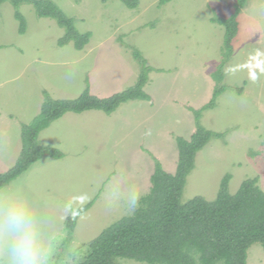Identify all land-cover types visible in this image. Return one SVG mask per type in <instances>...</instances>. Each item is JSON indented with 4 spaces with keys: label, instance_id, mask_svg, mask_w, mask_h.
<instances>
[{
    "label": "rangeland",
    "instance_id": "rangeland-1",
    "mask_svg": "<svg viewBox=\"0 0 264 264\" xmlns=\"http://www.w3.org/2000/svg\"><path fill=\"white\" fill-rule=\"evenodd\" d=\"M49 1L74 19L79 33L92 36L81 51L73 43L61 47L65 30L56 20L39 17L29 3L0 5V174L16 164L22 149L19 130L39 117L45 93L55 100L77 99L86 89L100 98L121 93L142 74L136 52L152 70L145 87L151 102L130 101L111 115L96 110L65 114L37 138L38 145L63 156L44 155L0 189L21 187L50 215V264L81 262L91 241L131 216L105 200L114 175L124 173L144 197L156 159L175 173L176 138L188 140L195 132L189 108L200 110L210 102L220 67L225 90L216 107L203 112L201 124L224 137L213 138L198 152L181 202L197 196L214 201L227 175L231 194L255 177L264 191V0L247 1L226 63V28L212 20L233 16L238 0H140L134 10L120 0ZM18 11L26 22L24 33ZM81 196L87 199L81 202ZM70 200L74 210L91 205L72 232L66 228L70 214L61 219ZM247 262L264 264L260 244L248 249Z\"/></svg>",
    "mask_w": 264,
    "mask_h": 264
},
{
    "label": "trees",
    "instance_id": "trees-1",
    "mask_svg": "<svg viewBox=\"0 0 264 264\" xmlns=\"http://www.w3.org/2000/svg\"><path fill=\"white\" fill-rule=\"evenodd\" d=\"M11 1L18 7L32 4L38 16L51 18L65 30L59 40L63 47L73 43L79 51L89 44L91 33L81 34L74 19L68 17L54 2L49 0H0V5ZM107 2L110 0H102ZM127 8L139 7L140 0H120ZM170 0H161V4ZM248 0H238L236 12L229 18L212 20L226 28L225 60L233 54V41L238 33V16ZM20 32L24 33L26 22L18 11ZM136 60L143 67L137 84L108 98H100L86 89L77 99L55 100L45 93L41 113L31 124L21 129L23 149L9 171L0 174V189L20 177L34 163L48 154L54 159L63 156L56 149L41 147L38 134L67 113L81 114L86 111H102L111 115L122 104L130 101H151L145 91L151 68L139 53ZM217 82L213 97L200 110L189 108L194 113L196 129L190 139L177 137L178 161L175 173L164 170L159 160L151 177L150 192L145 195L139 209L106 229L88 244L85 258L77 264H119V259H128L144 264H248L247 252L253 244L264 248V191L255 177L244 181L235 194L229 192L230 176L221 185L217 198L207 201L197 196L187 203L181 202L188 175L195 167V159L213 139H222L224 134L207 130L201 124L204 111L216 107L218 97L224 92L221 83L223 68L214 73ZM91 205L78 209L80 214L70 216L66 228L72 232L77 220Z\"/></svg>",
    "mask_w": 264,
    "mask_h": 264
},
{
    "label": "clouds",
    "instance_id": "clouds-1",
    "mask_svg": "<svg viewBox=\"0 0 264 264\" xmlns=\"http://www.w3.org/2000/svg\"><path fill=\"white\" fill-rule=\"evenodd\" d=\"M104 196L109 206H122L134 215L143 193L121 172L107 182ZM69 214H80L71 200L63 205L61 219ZM53 235L50 215L21 187L0 190V264H50Z\"/></svg>",
    "mask_w": 264,
    "mask_h": 264
},
{
    "label": "crops",
    "instance_id": "crops-1",
    "mask_svg": "<svg viewBox=\"0 0 264 264\" xmlns=\"http://www.w3.org/2000/svg\"><path fill=\"white\" fill-rule=\"evenodd\" d=\"M146 102V101H145ZM151 102V101H150ZM25 125V124H24ZM5 126H10V128H9V133H10V129H11V121L8 119V120H5ZM4 126V127H5ZM21 129H22V127L20 128V130L19 131H21ZM18 137L20 138V133H19V135H18ZM3 139V138H2ZM21 141H22V137H21ZM21 143V142H20ZM22 146H21V148L23 149V141H22ZM20 148V147H19ZM22 149L20 150V151H22ZM20 153V152H19Z\"/></svg>",
    "mask_w": 264,
    "mask_h": 264
}]
</instances>
